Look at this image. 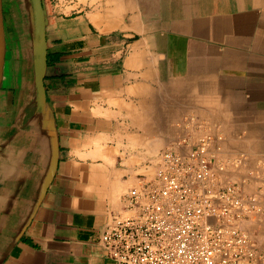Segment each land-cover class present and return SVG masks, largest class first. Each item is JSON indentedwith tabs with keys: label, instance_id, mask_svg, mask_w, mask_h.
I'll use <instances>...</instances> for the list:
<instances>
[{
	"label": "crops",
	"instance_id": "obj_1",
	"mask_svg": "<svg viewBox=\"0 0 264 264\" xmlns=\"http://www.w3.org/2000/svg\"><path fill=\"white\" fill-rule=\"evenodd\" d=\"M3 1L0 264H115L107 213L186 114L264 162V0Z\"/></svg>",
	"mask_w": 264,
	"mask_h": 264
},
{
	"label": "built area",
	"instance_id": "obj_2",
	"mask_svg": "<svg viewBox=\"0 0 264 264\" xmlns=\"http://www.w3.org/2000/svg\"><path fill=\"white\" fill-rule=\"evenodd\" d=\"M224 136L192 114L158 154L154 172L107 213L98 242L115 264H264L247 228L264 215V162L225 149Z\"/></svg>",
	"mask_w": 264,
	"mask_h": 264
},
{
	"label": "water",
	"instance_id": "obj_3",
	"mask_svg": "<svg viewBox=\"0 0 264 264\" xmlns=\"http://www.w3.org/2000/svg\"><path fill=\"white\" fill-rule=\"evenodd\" d=\"M2 1L0 0V79L2 75V66H3V58H4V51H5V38H4V30H3V20H2ZM36 7L41 9L40 0H33Z\"/></svg>",
	"mask_w": 264,
	"mask_h": 264
},
{
	"label": "rangeland",
	"instance_id": "obj_4",
	"mask_svg": "<svg viewBox=\"0 0 264 264\" xmlns=\"http://www.w3.org/2000/svg\"><path fill=\"white\" fill-rule=\"evenodd\" d=\"M45 1H47V0H45ZM48 1H55V0H48ZM4 2V1H3ZM81 2H85V0H67V12H69V11H74L75 9H79L80 8V3ZM90 3H93L94 2V0L92 1H89ZM137 2H139V0H136V3ZM223 136H224V140H225V133H223ZM224 142V141H223ZM224 144V143H223ZM240 169H241V167H239L238 169H237V173L238 174H240L241 173V171H240ZM154 172V168L151 170V172H150V174H152ZM264 216V215H263ZM250 228H251V232L253 233H255V225H252L251 223H250Z\"/></svg>",
	"mask_w": 264,
	"mask_h": 264
},
{
	"label": "bare ground",
	"instance_id": "obj_5",
	"mask_svg": "<svg viewBox=\"0 0 264 264\" xmlns=\"http://www.w3.org/2000/svg\"><path fill=\"white\" fill-rule=\"evenodd\" d=\"M93 1V0H92ZM122 15V14H121Z\"/></svg>",
	"mask_w": 264,
	"mask_h": 264
}]
</instances>
